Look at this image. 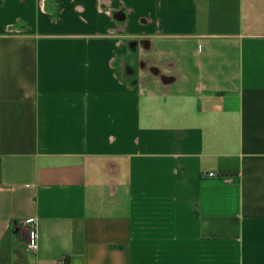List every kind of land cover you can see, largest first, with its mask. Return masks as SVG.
Returning a JSON list of instances; mask_svg holds the SVG:
<instances>
[{"label":"crops","instance_id":"obj_1","mask_svg":"<svg viewBox=\"0 0 264 264\" xmlns=\"http://www.w3.org/2000/svg\"><path fill=\"white\" fill-rule=\"evenodd\" d=\"M0 264H264V0H0Z\"/></svg>","mask_w":264,"mask_h":264},{"label":"built area","instance_id":"obj_2","mask_svg":"<svg viewBox=\"0 0 264 264\" xmlns=\"http://www.w3.org/2000/svg\"><path fill=\"white\" fill-rule=\"evenodd\" d=\"M208 177H216L215 173H209ZM25 224L28 226V248L31 251H36L39 247V230H38V221L36 218L32 217L26 219Z\"/></svg>","mask_w":264,"mask_h":264}]
</instances>
